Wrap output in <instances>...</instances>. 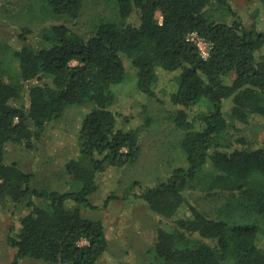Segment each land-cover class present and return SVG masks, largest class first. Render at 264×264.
Returning <instances> with one entry per match:
<instances>
[{
  "label": "trees",
  "instance_id": "16d2710c",
  "mask_svg": "<svg viewBox=\"0 0 264 264\" xmlns=\"http://www.w3.org/2000/svg\"><path fill=\"white\" fill-rule=\"evenodd\" d=\"M233 1L110 0L114 16L87 31L76 21L84 0H43L42 24L15 31L20 46L0 38V207L28 210L7 236L16 249L13 264L27 257L100 264L106 254L105 223L86 211L124 199L111 193L102 206L92 197L101 172L135 162L141 150L133 115L116 108L126 58L138 89L163 103L160 74L172 75L168 98L184 131L186 165L134 195L166 227L155 228L149 264H264V139L228 141L235 128L229 118H264V29L236 13L224 20ZM48 15L55 20L45 23ZM193 32L210 43L207 56L190 39ZM84 104L91 108L78 155L66 164L71 188L31 186L34 174L6 161L7 146L38 151L65 109Z\"/></svg>",
  "mask_w": 264,
  "mask_h": 264
},
{
  "label": "rangeland",
  "instance_id": "374dc122",
  "mask_svg": "<svg viewBox=\"0 0 264 264\" xmlns=\"http://www.w3.org/2000/svg\"><path fill=\"white\" fill-rule=\"evenodd\" d=\"M43 0H0V38L9 44L20 46L15 37L19 26L36 27L42 24L39 19L44 9ZM247 25L255 23L258 29H264V0H234L231 11L222 16L231 21L235 14ZM221 17L222 12H217ZM114 16L110 0H84V9L76 20L87 31L101 19ZM45 23L55 20L46 16ZM159 16V20H160ZM204 52L208 45L199 43ZM127 77L116 86V108L123 114L133 115L132 123L141 133V150L135 162L123 167L109 166L98 177L99 188L93 194V202L103 206L104 199L111 193L124 199H113L102 210L86 211L100 218L105 223L109 248L100 260V264H149L152 255L147 250L153 242L156 226L165 227L158 217L152 215L147 206L134 197L147 187H153L166 179L177 166L186 165V156L182 148L184 131L177 128L173 114L176 110L170 104V92L175 89L172 75L160 74L159 89L165 92L163 99L142 93L137 87L135 68L126 58ZM17 67V64L14 65ZM230 101H226L225 109L229 110ZM88 105L68 106L63 116L56 121L42 137L38 151L32 152L22 145L9 144L6 150V161L17 162L20 166L34 174L31 186L36 188L69 190V174L66 164L78 155L79 131ZM198 110V108H195ZM228 141L245 135L248 139H264V118L252 115L248 123L234 122L231 118ZM238 129V130H237ZM231 138V140H230ZM200 202L210 206V200L200 198ZM27 209L14 211L9 205L0 207V264H13L16 249L8 244L7 236L12 224L20 227V218ZM90 217V216H89ZM91 218V217H90ZM260 244L264 245V233L260 235ZM20 264H50L43 260L24 258Z\"/></svg>",
  "mask_w": 264,
  "mask_h": 264
},
{
  "label": "built area",
  "instance_id": "2783aa9c",
  "mask_svg": "<svg viewBox=\"0 0 264 264\" xmlns=\"http://www.w3.org/2000/svg\"><path fill=\"white\" fill-rule=\"evenodd\" d=\"M160 23H162V16H161V18H160ZM189 37H190L191 40H193V41L196 42V44H197V45L199 46V48L201 49L202 54H203L204 56H207L208 53H209L210 43H209L208 41H206L204 38L200 37V36L198 35L197 32H193V33H191ZM203 41L208 45V48H207V50H206L207 52H204V51L202 50L201 45L199 44V43H201V42H203Z\"/></svg>",
  "mask_w": 264,
  "mask_h": 264
}]
</instances>
